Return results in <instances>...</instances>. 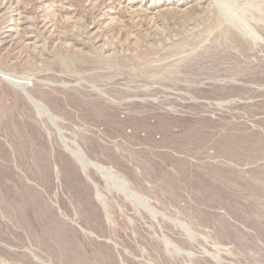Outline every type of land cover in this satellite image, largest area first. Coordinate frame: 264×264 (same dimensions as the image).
Returning <instances> with one entry per match:
<instances>
[{"label": "rangeland", "instance_id": "rangeland-1", "mask_svg": "<svg viewBox=\"0 0 264 264\" xmlns=\"http://www.w3.org/2000/svg\"><path fill=\"white\" fill-rule=\"evenodd\" d=\"M0 264H264V0H0Z\"/></svg>", "mask_w": 264, "mask_h": 264}, {"label": "bare ground", "instance_id": "bare-ground-1", "mask_svg": "<svg viewBox=\"0 0 264 264\" xmlns=\"http://www.w3.org/2000/svg\"><path fill=\"white\" fill-rule=\"evenodd\" d=\"M82 159H83V155L81 154V152H76Z\"/></svg>", "mask_w": 264, "mask_h": 264}]
</instances>
